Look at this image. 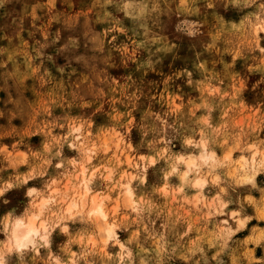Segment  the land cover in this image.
<instances>
[{"label": "clouds", "instance_id": "9594fccd", "mask_svg": "<svg viewBox=\"0 0 264 264\" xmlns=\"http://www.w3.org/2000/svg\"><path fill=\"white\" fill-rule=\"evenodd\" d=\"M0 264H264V0H0Z\"/></svg>", "mask_w": 264, "mask_h": 264}]
</instances>
